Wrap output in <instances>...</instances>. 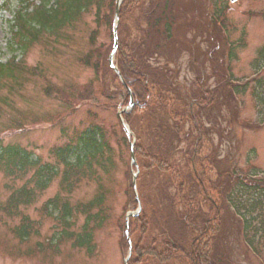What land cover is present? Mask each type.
<instances>
[{"label": "rangeland", "instance_id": "rangeland-1", "mask_svg": "<svg viewBox=\"0 0 264 264\" xmlns=\"http://www.w3.org/2000/svg\"><path fill=\"white\" fill-rule=\"evenodd\" d=\"M2 1L5 0H0ZM123 1L121 0L119 9ZM184 1L182 7L187 15L186 27H189L185 37L188 41L195 38L203 53L206 51L204 39L207 37L206 32L203 29V32L201 31L203 22H206L209 12L219 8L225 9L227 37L235 46V57L230 64L231 73L233 78L240 82L250 80L247 91L237 95L229 104H220L217 108L218 103L201 111L207 131L206 135L202 136L198 153L204 164L209 166V180H215L216 172L224 167L233 168L244 175L257 174L264 177V67H259L263 64L262 59L257 61L258 51L264 46V0ZM10 2L7 1L9 7ZM106 5L107 3L101 9L103 13L106 12ZM16 6L14 0L12 8ZM4 9L7 8L0 9L2 61H6L10 56L6 43L9 37L6 19L11 17V12ZM94 11L95 9L91 8L83 12L72 23L60 28L58 34L41 35L23 54L18 53L21 59L19 71L15 72L12 78L7 77L0 81V141L3 144H15L25 148L39 164L48 163L55 166L58 162L53 149L73 141L78 133L91 124H101L111 145V163L104 171L95 164L91 169H84L79 176L71 178V185L61 183L63 165L59 164V175L45 190L37 191L32 203L21 206L17 215H7L1 208L12 190L26 180H32L35 168L16 177L9 176L0 169V264H125L129 245L132 254V248L139 239V234L132 230L129 221L127 233L125 231L126 216L135 213L138 208V202L134 203L127 194L134 174L138 183L133 188L135 194L136 191L140 193L141 186L144 187L145 194L143 203L138 196L139 212L143 210L151 215L156 208L154 200L159 198V193L154 192L153 188L158 179L154 176L148 177L145 183V176L141 175L143 180L140 178L137 181L140 158L135 157L137 166L132 164L129 147L127 148L122 139L126 134L124 135L118 112H130L134 106L128 108L129 102L123 101L124 95L118 84L121 81L112 77L105 64L113 46L109 54L103 53V64L98 74L92 67L80 62L93 47L89 39L92 30L98 31L94 42L96 46L110 40L106 26L94 22ZM138 15L136 10L132 15L126 14L120 18L119 12L117 49L119 38L125 41L130 36V41L137 35L134 21ZM120 24L122 30L124 29L122 33H118ZM175 28L176 35L186 29L181 27L180 23ZM181 33L179 38H182ZM112 41L114 43L113 30ZM196 51V48L189 49L179 60V80L187 86L193 83L201 72L202 58L197 64L193 62V54H196ZM215 56L222 60L221 48L218 47ZM154 61L163 62L160 58ZM190 65L193 67L190 68ZM202 76L204 87L213 88L217 85L218 78L212 72L210 63L205 65V73ZM257 80L262 82L258 83ZM136 89L143 94L139 86H136ZM133 101L135 102L134 98ZM140 115L141 113L137 112L135 117ZM146 125L147 120L137 117L132 121V130L129 127L132 140L143 148L149 145ZM189 128L190 122L182 127L183 131ZM180 149H185L184 144ZM29 185H32V182ZM99 192L104 194L103 211L99 216L103 219L101 222L92 220L88 223L87 229L92 231V239L88 244L91 251H88L87 245L77 246L75 243L78 235L83 233L85 222V215L79 210ZM211 194L213 200H216L215 193ZM55 197H58V203L53 208L52 200ZM50 201L52 207L48 209L46 204ZM65 202L71 206L73 213V217L66 224L59 219L60 208ZM203 207L205 211L208 210L207 206ZM95 211L96 209L92 212ZM24 217L27 218L26 222H30L31 230L26 240H19L13 229L21 224ZM227 219L231 226L228 227V231H231L228 237L233 260L237 264H264V243L255 242L259 246L260 255L248 251L244 243L236 237L234 221L230 216ZM225 223L228 226V221ZM177 225L171 223L170 231L181 238L182 243L188 245L193 235L187 230L178 232L181 229L177 228ZM159 229L155 228L154 232L159 233ZM62 232L65 233L61 235ZM153 236L154 234L151 237ZM144 239L142 242L149 241V238ZM173 264L182 262L176 260Z\"/></svg>", "mask_w": 264, "mask_h": 264}, {"label": "trees", "instance_id": "trees-1", "mask_svg": "<svg viewBox=\"0 0 264 264\" xmlns=\"http://www.w3.org/2000/svg\"><path fill=\"white\" fill-rule=\"evenodd\" d=\"M7 1L0 2V9L7 8L11 12V17L6 19L9 35L6 43L10 56L6 61L0 60V81L12 78L19 71V52L23 54L43 34H58L60 28L72 23L91 8L95 9L94 22L106 26L110 40L96 46L94 42L98 31L92 30L89 39L93 47L80 62L92 67L96 74L100 72L103 53L109 54L113 45L115 0H15V8H12L14 0H10L11 7ZM184 2L124 0L119 11L120 18L126 14L132 15L136 10L139 13L134 21L137 35L130 41V36L125 41L119 38L115 55V64L135 99L133 109L123 113L122 117L131 130L135 118L147 120L146 137L149 145L143 148L134 143L135 157L139 156V162L141 161L137 181L142 178L141 175L145 176L144 180L156 177L158 181L153 191L159 193V198L154 200L156 208L154 207L151 215L141 210L129 219L131 228L139 234V239L132 248L127 264H173L176 260H180L182 264H237L230 253L228 235L231 231L228 229L231 226L228 216L234 221L236 237L248 251L260 255L259 246L255 242L264 243V177L257 174L244 175L238 170L224 167L216 172L215 180L210 181L209 166L204 164L198 153L202 136L207 131L202 121L203 110L218 103L217 108L220 104H229L237 95L247 91L250 80L240 82L231 73L230 64L235 57V46L227 37L225 9L209 12L206 22L202 21L204 24L201 31L203 29L207 36L204 39L206 51L203 53L195 38L188 41L185 37L189 27H186L187 15L182 7ZM105 3L106 12L103 13L101 9ZM179 23L186 28L182 30L183 34L180 32L182 38L178 37L180 33L176 35L175 27ZM123 30L120 24L118 33ZM200 35L204 36L202 33ZM218 47L223 51L222 60L215 56ZM191 48H196L198 54H193L194 64L202 58L201 72L198 71L199 76L187 86L179 80V60ZM156 58L163 62L154 61ZM259 59L263 60V64L259 66L261 69L264 67V46L258 51L257 61ZM207 63H210L212 72L218 78V83L213 88L204 87L202 82ZM105 64L117 81L119 78L109 63ZM257 82L261 83L262 80ZM118 84L124 95L123 101L129 102L126 88L122 83ZM220 85L221 88L218 89ZM136 86L140 87L143 94ZM137 112L141 115L135 117ZM187 122L191 123V128L183 131L182 127ZM122 139L128 148L126 135ZM182 144L185 146L183 150L180 149ZM111 151L107 132L101 124H91L78 133L73 141L53 149L58 162L55 166L39 164L25 148L0 141V169L9 176L16 177L20 173L24 175L29 169L35 168L32 180L29 179L32 185L26 180L12 190L1 208L2 211L7 215H17L21 206L32 203L37 191L45 190L59 175V164L63 165L61 183L67 185H71V178L79 176L86 168H93L94 164L104 171L111 163ZM139 189L140 193L136 191L139 193L137 196L143 203L144 187ZM213 192L216 200H213ZM127 194L137 203L132 183L128 185ZM52 201L55 208L58 197ZM52 201L46 204L48 209L52 207ZM103 201L104 194L99 192L90 202L81 206L80 210V205L77 206L79 212L85 215V222L83 233L78 235L75 243L77 246L87 245L88 251H91L88 244L92 239V231L87 226L89 221H102L103 217L99 216L103 211ZM203 206H207L208 210L205 211ZM94 209L96 211L92 212ZM60 213L59 219L65 224L73 217L72 208L67 202L61 206ZM26 221L27 218L24 217L21 224L13 229L19 240H26L31 230L30 222ZM227 221L228 226L225 223ZM171 223L178 224L177 228L181 229L178 232L187 230L193 235L188 245L170 231ZM157 227L160 228L159 233L154 232ZM143 238H149V241L142 242Z\"/></svg>", "mask_w": 264, "mask_h": 264}, {"label": "water", "instance_id": "water-1", "mask_svg": "<svg viewBox=\"0 0 264 264\" xmlns=\"http://www.w3.org/2000/svg\"><path fill=\"white\" fill-rule=\"evenodd\" d=\"M230 2H234L236 0H229ZM121 3V0H117L116 1V5H115V11H114V24H113V36H114V43H113V48L111 50V53L109 55V65L110 67L114 70V72L117 74L119 80L121 81V83L124 85V87L127 89V92L129 93V105H128V108H131L134 106V101H133V95L131 93V90L129 88V86L127 85L125 79L123 78V76L121 75L119 69L117 68V66L115 65V63L113 62L114 60V54L116 52V49H117V27H118V20H119V5ZM125 110H121L118 112V116H119V119L121 121V124L124 128V131L129 139V146H130V156H131V161H132V164L136 165V160H135V155H134V140H131V136H132V132L131 130L129 129V126H127V124L125 123V121L123 120L122 118V113L124 112ZM132 186L133 188L136 187V174H134L133 176V180H132ZM136 199L138 201V197L136 196ZM140 210V204H139V201H138V208H137V211L135 213H131L129 215H136ZM129 215L126 216V223H125V231L127 233L128 231V219H129ZM127 240L129 241V237L127 236ZM130 243V242H129ZM129 254L128 256L125 258V264L128 263V260L131 256V246L129 245Z\"/></svg>", "mask_w": 264, "mask_h": 264}]
</instances>
